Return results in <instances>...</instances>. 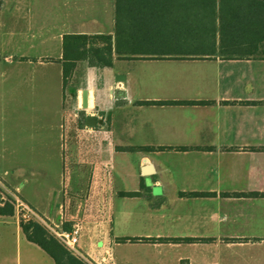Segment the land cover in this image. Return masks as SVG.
Masks as SVG:
<instances>
[{"label": "crops", "instance_id": "0c3cea01", "mask_svg": "<svg viewBox=\"0 0 264 264\" xmlns=\"http://www.w3.org/2000/svg\"><path fill=\"white\" fill-rule=\"evenodd\" d=\"M109 10L114 0H0V181L56 225L94 213L79 248L95 260L115 242V264H264V60L130 57L90 68L75 112L97 159L87 169L66 159L64 39L113 35ZM20 224L16 212L0 216L2 264H20L22 248L55 264Z\"/></svg>", "mask_w": 264, "mask_h": 264}, {"label": "trees", "instance_id": "16d2710c", "mask_svg": "<svg viewBox=\"0 0 264 264\" xmlns=\"http://www.w3.org/2000/svg\"><path fill=\"white\" fill-rule=\"evenodd\" d=\"M159 46H183L185 54L182 57L264 60L256 58L264 48V0H114L113 35L65 37L64 88L66 90L73 65L79 61L93 58L99 67L110 69L114 67V55L120 59L172 56L166 53L146 55L141 51H152ZM14 214L13 200L0 188V216ZM20 227L27 240L44 251L55 264H86L71 256L38 223L21 222ZM139 241L126 239L119 243ZM141 242L192 244L204 241L144 239Z\"/></svg>", "mask_w": 264, "mask_h": 264}, {"label": "rangeland", "instance_id": "374dc122", "mask_svg": "<svg viewBox=\"0 0 264 264\" xmlns=\"http://www.w3.org/2000/svg\"><path fill=\"white\" fill-rule=\"evenodd\" d=\"M109 13H112L113 15L112 17L114 19L113 10L112 11L109 10ZM103 25L105 27L106 32L107 30H110V24L106 25L105 23H103ZM113 32H114V22H113ZM168 48L169 47L159 46L158 48L152 51L150 50H141V51H145L144 54L146 55H150V54L158 55L162 53L172 54V56H168V57H182V55L185 54V47L183 46L169 48V49ZM138 53H142V52H138ZM256 58L264 59V48H262L259 51ZM116 60L124 61V60H121L117 55H114L113 64ZM96 67L99 69H104V68L99 67L93 58H86L85 61H79L75 63L72 67L73 70L71 74L69 75V79L66 81V85H65L66 90H65L64 109H65V113L67 117L66 124L68 126V129H67L68 132L66 135V149H67L66 159L68 160V162H70V159H72L74 161L75 166H77V168H80V169L81 167L87 169V163L90 164V161L92 159L94 158L97 159V156L94 155V152L96 151L91 150V145L89 144L90 141L87 137L88 135H86L88 133L86 132L84 123H83L85 114L82 113L83 112L82 111L81 112L82 114L76 115V112H75V110H77V98H78V93H79L78 91H80L83 88V84L86 83L87 70L90 68H96ZM108 118L109 117H107L104 123H102L101 125V127H103L106 131L110 128V121ZM77 129H78V132L76 131ZM94 141L95 143H97L98 138L94 137ZM124 153H127L130 155V153H133V151L132 150L124 151ZM1 188L3 191L5 190V192L7 193L11 192V191H8L7 187L6 188L1 187ZM93 196H94V193H93ZM97 198L95 197L92 200H89L90 201L89 205L91 206V209L93 212L95 208L94 207L95 200L96 199L97 201L99 200V197ZM94 217L96 216H94V213H91L90 211L89 213H87V215L85 214L83 218L81 217V220L79 219V221H77L76 223H80L81 225H84L83 223L85 222L88 223V220ZM89 222H93V221H89ZM108 223H110V219H108ZM68 226L69 225H66L67 228ZM14 230L15 228H11L7 232V235L5 236V239L7 237L9 238V242L14 241ZM25 244L26 243H24V245ZM0 245H1V238H0ZM113 251H114V248H113ZM31 253L32 254L30 253L25 254L24 249L22 248V259H21L20 264H41L40 257H39L40 255L38 251L35 250L34 252H31ZM27 256L30 258V260L33 261L32 263H27V259H26ZM2 263H3V260H2V257L0 256V264ZM14 264H18L16 259L14 260Z\"/></svg>", "mask_w": 264, "mask_h": 264}, {"label": "built area", "instance_id": "2783aa9c", "mask_svg": "<svg viewBox=\"0 0 264 264\" xmlns=\"http://www.w3.org/2000/svg\"><path fill=\"white\" fill-rule=\"evenodd\" d=\"M1 187L6 188L0 182V188ZM3 193L5 196H9L13 200L15 212L19 216L21 222H35L41 225L52 238H54L71 254V256L86 264H115V256L113 254V248L115 245L114 242H111L112 244L110 243V246L106 245L102 247L103 255L99 259L95 260L93 258H90L79 248L81 236L84 230L81 224L75 223L70 228H67L66 225L68 224V222L62 218L59 224L56 225L49 219L36 214L32 210V208L28 206L25 202H23L14 192H10V194L5 192L4 190ZM5 198L6 197H4V199Z\"/></svg>", "mask_w": 264, "mask_h": 264}, {"label": "water", "instance_id": "95a60500", "mask_svg": "<svg viewBox=\"0 0 264 264\" xmlns=\"http://www.w3.org/2000/svg\"><path fill=\"white\" fill-rule=\"evenodd\" d=\"M124 95L123 92H119L118 96ZM82 109L87 110L88 109V91H83L82 92ZM87 125L88 126H95L96 125V119L94 118H89L87 120Z\"/></svg>", "mask_w": 264, "mask_h": 264}]
</instances>
